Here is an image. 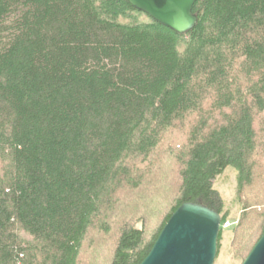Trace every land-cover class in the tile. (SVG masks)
I'll use <instances>...</instances> for the list:
<instances>
[{
	"label": "trees",
	"instance_id": "16d2710c",
	"mask_svg": "<svg viewBox=\"0 0 264 264\" xmlns=\"http://www.w3.org/2000/svg\"><path fill=\"white\" fill-rule=\"evenodd\" d=\"M192 13L179 34L126 0H0V264H140L183 202L220 214L217 257L229 167L246 258L264 232V0Z\"/></svg>",
	"mask_w": 264,
	"mask_h": 264
},
{
	"label": "water",
	"instance_id": "95a60500",
	"mask_svg": "<svg viewBox=\"0 0 264 264\" xmlns=\"http://www.w3.org/2000/svg\"><path fill=\"white\" fill-rule=\"evenodd\" d=\"M134 9L179 34L191 30L196 0H126ZM221 216L195 202H183L164 224L140 264H213ZM241 264H264V232Z\"/></svg>",
	"mask_w": 264,
	"mask_h": 264
},
{
	"label": "rangeland",
	"instance_id": "374dc122",
	"mask_svg": "<svg viewBox=\"0 0 264 264\" xmlns=\"http://www.w3.org/2000/svg\"><path fill=\"white\" fill-rule=\"evenodd\" d=\"M13 16L7 18L5 23V31L2 33L0 38V43H3L8 38L10 22H12ZM258 188L260 182H256ZM214 187L219 191L224 202V209L228 211V218L225 222H228L227 226L224 227L223 235L220 242V250L217 257H215L213 264H241L242 262L235 258L233 255L232 244L234 233L232 232V227L237 225L240 217L244 211L243 204L237 199L236 196V172L234 168H227L223 174L218 176L214 181ZM264 207L258 206L257 209ZM251 209V208H250Z\"/></svg>",
	"mask_w": 264,
	"mask_h": 264
},
{
	"label": "built area",
	"instance_id": "2783aa9c",
	"mask_svg": "<svg viewBox=\"0 0 264 264\" xmlns=\"http://www.w3.org/2000/svg\"><path fill=\"white\" fill-rule=\"evenodd\" d=\"M227 224H228V222H224L223 225H222V227H223V228L226 227Z\"/></svg>",
	"mask_w": 264,
	"mask_h": 264
}]
</instances>
